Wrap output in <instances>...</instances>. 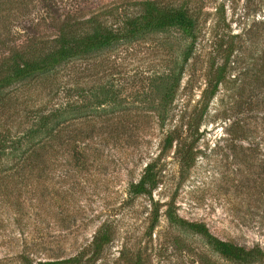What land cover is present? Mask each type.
I'll list each match as a JSON object with an SVG mask.
<instances>
[{"label":"rangeland","instance_id":"1","mask_svg":"<svg viewBox=\"0 0 264 264\" xmlns=\"http://www.w3.org/2000/svg\"><path fill=\"white\" fill-rule=\"evenodd\" d=\"M6 1L0 0V61L9 56L7 39L15 47L27 38L48 43L65 19L109 17L110 11L132 15L140 0ZM189 4L198 20L194 44L176 29L155 32L0 92V141L8 146L23 140L0 159V264H19L16 240L27 231L23 236L40 232L47 240L31 247L34 261L64 260L80 251L87 258L100 228L111 241L92 264H221L200 239L168 222L167 205L221 240L264 250V82L255 81L264 75V0ZM225 63V77L208 101L204 90ZM179 67V87L166 97L167 77ZM164 102L169 105L161 125ZM43 115L60 122L52 133L61 141L51 135L47 140L43 129L37 163L17 167L20 153L35 140L28 132ZM195 125L196 132L187 128ZM176 129L180 142L193 147L187 171L179 164L180 142L159 155ZM157 157L153 201L129 198L130 182ZM153 203L160 218L149 234Z\"/></svg>","mask_w":264,"mask_h":264},{"label":"trees","instance_id":"2","mask_svg":"<svg viewBox=\"0 0 264 264\" xmlns=\"http://www.w3.org/2000/svg\"><path fill=\"white\" fill-rule=\"evenodd\" d=\"M10 1L7 0L6 3ZM12 1L13 4L20 5H27L31 2V0ZM189 2L190 0H140L135 2V6L138 9L132 15L125 12L121 14L116 11H110L108 13L109 17L93 14L87 20H71L68 18L59 24L55 38L48 43L42 42L39 38H27L24 43L20 42L21 46L15 47L14 42L7 39L11 45L8 49L9 56L0 61V92L14 83L25 82L39 77L44 78L46 74L51 73L59 66L77 58H82L97 51L110 48L115 44L129 42L155 32L176 29L185 37L192 39L194 44L197 40L198 20ZM1 5L2 3L0 4V9ZM6 12L9 13L10 11ZM3 17L6 18V16ZM0 46H5L3 39H0ZM191 47L189 52L185 54L183 65L191 56L193 45ZM231 50L229 55L233 53ZM227 65L228 63H225L216 70L213 82L204 90V95H207L208 101L217 93L218 87L225 77ZM182 73L183 68L179 67L177 73L172 78L167 77L169 82L166 88V97L172 95L179 87ZM260 78L262 79L255 78L258 85L264 82V75ZM168 105L169 103L164 102L158 113L161 125L165 123ZM205 108L206 106H203L202 114L205 112ZM53 119L44 115L37 118L39 127L28 132V138L35 140L29 144L26 150L20 153L19 162L16 163L17 167H19L18 165L29 167V163H37L45 147L44 141L46 140L39 138L43 129L47 131V140L48 135H51L49 138L52 141H61L58 134L54 136L55 133H52V130H56L60 123L55 122ZM187 128L196 132L198 125L191 126L190 128L188 126ZM22 141L14 139L8 146L6 145V140L0 141V159L3 156H8L10 151L19 150ZM180 141L181 133H179L178 129L172 130L163 140V148L159 155L162 156L172 147L174 142L179 143ZM6 150L9 151L6 153ZM83 150L85 151V147H83ZM73 151L74 156L72 157L76 159V162H79L78 157L80 156H78V151L75 149ZM179 151H181L178 152L181 170L187 171L193 161V147L191 144L186 147L185 142H180ZM158 162L159 158L157 157L147 163L142 170L140 178L136 182H130L128 186L129 198L147 197L153 201L152 193L158 186L160 175V169L157 166ZM152 206L147 228L149 234L156 228L160 218V207L156 203H153ZM164 214L170 224L200 239L209 251L217 256L222 262L221 264H264V250L258 244L246 248L231 241L221 240L212 235L204 224L188 222L182 219L168 205ZM33 221L32 219L31 222L33 223ZM25 233L29 234V231L19 233V239L16 240L21 241V244L17 245L19 250L15 253V259L19 264H92L97 261L104 246L111 241L108 231L100 228L89 245L91 254L87 258L88 252L80 251L64 260L34 261L29 256L31 247L43 245L47 240L45 235H41L40 232L38 235H33L30 232L28 238L27 236H23Z\"/></svg>","mask_w":264,"mask_h":264}]
</instances>
